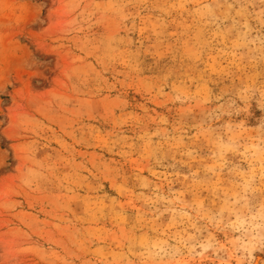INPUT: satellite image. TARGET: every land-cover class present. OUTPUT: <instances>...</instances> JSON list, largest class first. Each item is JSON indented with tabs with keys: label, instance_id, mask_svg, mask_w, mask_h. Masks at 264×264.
I'll use <instances>...</instances> for the list:
<instances>
[{
	"label": "rangeland",
	"instance_id": "1",
	"mask_svg": "<svg viewBox=\"0 0 264 264\" xmlns=\"http://www.w3.org/2000/svg\"><path fill=\"white\" fill-rule=\"evenodd\" d=\"M0 264H264V0H0Z\"/></svg>",
	"mask_w": 264,
	"mask_h": 264
}]
</instances>
